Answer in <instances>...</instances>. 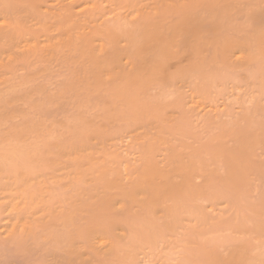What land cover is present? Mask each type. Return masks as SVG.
<instances>
[{"label":"bare ground","instance_id":"bare-ground-1","mask_svg":"<svg viewBox=\"0 0 264 264\" xmlns=\"http://www.w3.org/2000/svg\"><path fill=\"white\" fill-rule=\"evenodd\" d=\"M102 1H104V0H28V2L25 1L26 5L28 4L27 5L28 10L31 8L28 12L26 11L27 12L26 15H29V12H30V14L33 15L32 17H34V15H37L40 18V16H41L40 14H49V16L48 15H42V18H43V16H47V17H49V19L51 17H53V18L56 17L54 19L58 25L62 21V23H60L61 24L60 27L59 26L56 27L57 31L59 30L60 32L58 31L59 33L56 36L54 34L55 38H53L54 41H52V42L47 41V37H49V36L47 34L45 35V33L42 31L43 28L45 27V26L43 27L42 24L43 25L45 24L46 26H48L49 24L46 21L40 22V23L38 22L39 24L42 23L41 26L39 25L40 27L39 26L33 27V29L37 28V27L39 29H37L35 32L33 30V32H32V28L29 27L30 29L28 30V25H26L28 23H26V22H28V20H30L31 18L29 19V17L27 16L28 20L25 22V21H23L25 19L24 16H22V18L20 17L21 19L24 18L23 20H21L19 18L20 15L18 13H20V11L18 13H17V11L14 13L15 7H13V5L17 4V3L14 4L15 1H14V3H12L13 1L9 0L7 2L8 4L5 3L8 6L7 7H6V5L4 6V11H6L7 14L9 11L8 16H10L11 14H14L15 17L18 18V20H17L14 17V15H13V17H12V15L10 16V18L12 17L13 21L12 20L11 21L13 22L14 25H15L16 21H18L17 25L12 26V22L10 24V19H8L9 22L5 20V22H8V25L6 26V23L4 24V27H6V28L3 27V23H4L3 21L4 20L2 21V24H1L2 26L0 27V33H2V32L4 33V35H2L3 33L0 35V38H1L0 42L4 43L6 45L5 46L6 48L8 47L10 49L11 46L14 48L15 45L18 46L19 43H21L19 45L21 50H19V51L15 50L16 48H19V47L15 46L14 50L16 52H14L13 48L11 47L12 50H10V51L13 52L12 53L13 56H10V57L8 56V58H7V56L5 57L3 55L4 56L3 57L1 55L4 59H2L3 62H1L2 57L0 58V64H1V67H3L2 71L4 70V72H2L0 70V76L2 75L1 73H3V75H4L6 70L11 69V67L8 68V66H12L13 63H14V66H12L13 69H11V70H13L15 72L16 71V67H15L16 63L18 65L19 60H20L19 65L21 66L22 61L25 62V60H23L25 57H26V59L29 58L28 60H30V61H31L30 58H33V63H34V61H36V60H34L35 58L39 59V61L38 62L36 61L35 64H38L41 61L45 62L46 64H49L48 62H50V64H52L51 62L54 63V61L59 62V63L61 62L60 64L61 65L64 64L63 66H65V68H68V71L70 69L69 73L72 72L71 76H72V74L73 75L78 74L79 72L77 73V69L79 67H81V69L83 68L82 71H86V75H85V78H83L84 84H82V87H79L80 89L77 88L79 90L76 89V93L78 92L77 93V97H78V100H77L78 105L77 106L79 108L77 110L82 111V109H83L84 111L88 112L87 109L89 110V107L92 106L94 108V109H91V110H95V111H92L93 115H92L90 110H89V113L91 114V117L94 116V114L96 113L94 118H96L97 121L94 118L91 119V121L94 122V120H95V122L99 123L100 126H99V129H97L98 127H96L95 128L96 130H94V129L92 130V128H91L92 131L96 132L98 130H101V133H102L105 129H107V127H109V129H110V126L112 127L115 125V128L117 127V130H116L117 136H115L114 141H116L117 146L119 145V148H118V151L116 152V156H114V160H115V162L118 163V165L113 164L114 165L113 166L110 164L108 167H106L107 166V164H106L104 166L105 167L104 169L102 167L100 168V170H99L100 173L95 178H93L94 176L91 177V179L92 178L93 179L90 181L91 182L90 184H96L95 185L96 186V192L90 194L91 192L89 191L90 196L85 195L86 191L84 190V186H83V184L86 186L85 181H86L87 177L84 178V175H82L83 170L81 171L80 159H81L82 155H81V157L76 156V158H74V156L76 154L74 156H72L74 161L76 162V164L73 167L74 169L71 170V168H72L71 165H70L71 168L70 169L68 168L67 164H69V162L66 161L67 160L66 158L69 157V155H72V153L74 154L75 152H73V151H74V149L76 151V148H77V147L75 148V146H72L71 145L72 143L67 144V141H66V143L61 141L62 143L61 142L57 143V144L54 143L55 144L54 145L51 140H48L50 144H47L46 142H44L45 140H43V142L46 144V145H44V143H43V145L45 146V149H44V146L41 145L42 139H38L39 141L41 140V143H39V141H38V143L33 144V147H35L34 145L39 146L41 148V149L39 148L40 151L37 148V146L35 148L31 147V149L30 148L28 149L26 146L25 147L19 146L21 144L20 143L18 144L17 141H16V144H14V145L11 143L13 147L11 146L10 148H9L10 145L7 143V141H6V144L1 143V145H0V149H1L0 151L1 152L4 150L3 146H6V145H7V147H5L6 148L5 151L11 150L10 152L7 151L10 154L9 155L10 157L8 156L10 159L9 158L6 159V156H7L6 154L2 155V157L0 156L2 158V159L0 158L1 159L0 163L4 162L2 164L6 163L5 165L9 166V164L7 162H10L11 167L9 166V170L12 169V171H10V173H14L13 172L14 167L12 168V166L14 165V162L17 164L20 163L21 161H24L25 163L26 162L30 163L31 162L30 160H32L30 165L33 163V165H32L33 169L31 168V171H30V168L27 166L31 173H34L33 170L36 171L37 169L38 170L45 169L46 171L47 170L49 171V169L51 168V169H54L56 171L69 169V171H67L68 175L69 174L71 175V173L74 174L72 177L73 179L71 178L72 179L71 182L73 183V185H71L72 183L70 182V179H68L69 182L65 181L66 176H65V172H63L64 173L63 177H65L64 185L66 186L69 183L68 187L70 186L71 189L73 190V192H75V193H73V195L71 194L72 197L69 194L70 198H68L67 194L69 193V191L71 189L69 188L70 190L68 189L67 190L68 192L67 191L64 192L63 190L65 189V187H64V189L61 188L62 189L61 191L64 192L63 193L64 195H65V193H67L66 197L68 199L67 198L64 199L65 201L59 200L62 203L60 204V202L58 201L59 202L58 206H56V207H53L54 205L50 206L51 207L49 209L50 211H48L49 214L47 213L48 217H49V221L47 223H49L50 231H49V233L47 231L49 237H47V236H45V237L49 238L51 245H53V243H54L55 245H53V246H56L54 248L51 246L50 249L53 248L54 252L56 250L55 253H57L59 251L58 256L62 257V255L64 254L63 255L64 258L65 257L67 258V261L65 259H63V261L65 260L66 262H68V263L65 262V264H82V261H83L82 256L84 255L83 253H85V255H88L87 257L89 258V254L92 256V254L94 255L95 252L97 255L101 252L112 253V256L114 258L118 257V262H120V264H135L134 263V257H136L135 251L138 250V248L140 249L143 245H146L147 248L150 246L158 245L159 237H161L160 239L163 241V239H162L163 236L168 232L171 235L172 234L174 235V232L176 230V225H177L178 221L181 220V218H179V217H181L180 213H182V212H187V214L189 212L190 216L194 217L193 220L191 219L192 221H196L195 222L196 224L194 226V230H192L195 232L194 234L198 235V238H202V240H207L206 236L208 234L205 235L207 233V231L205 232L204 229L206 230L207 227H210L209 229H211V227H215V225L218 226V223H219V221L221 223L222 218L219 219V221L216 220L215 223L206 224L202 215L200 217L201 208L203 205L202 203H205V201L211 202L212 200L213 201L215 200V198L217 197V194H219L218 191H217V194H215L216 188L217 189L218 188L223 189L222 191H224V190L229 189L232 186H236V185L239 186L240 185V187H238V186L235 187V191L237 188V193L245 194L244 192H246L249 188H247V190L244 191L243 190V188H244L243 184H245V183L247 184V185L245 184L246 186L244 189H246V187H248V185L250 186V184H251L248 181L251 177V176L248 177V173H249L248 171L249 170L252 171V169H253L251 164L254 163L253 165H257V163L255 164L254 160L257 157L256 154H257L258 148H260L264 145V122L259 123L260 124L259 126H253L252 125L253 122L249 123L246 120V117H245L246 115L244 116V114H243V117L245 118V120L249 124L245 121L248 125H247V127L242 125L243 129H242L241 133H243V134L240 135L239 131H237V126H238L237 120H234L235 119L234 117H233L234 119L231 118L232 116L231 117L229 116L230 119L227 118L228 117L227 114L229 111L226 114H225L226 111L225 112L222 111V113L224 112V116H222L223 114L220 112L221 113L220 116L222 118L217 116V117H214L211 119V116L213 114L208 115L209 111L210 112L213 111V110L211 111V109H210L213 107V105L210 104L212 107L209 105V103H213V102H209V101H212L211 93H213L212 91H215V84H216L217 89H218V87L220 88L222 86H223V88H225L226 80L224 79L225 77L223 76L220 78V79L223 78V81L222 80L218 81V79H214L218 83L214 82V85H211V84H209V80L211 77L208 78V75H207L208 69H210L209 67L211 65L213 66V64H215L218 67L219 66L218 64L221 62L222 67H219V68H221V69L226 68L227 65L225 67L223 65L227 64L232 56H235V59L237 61H239L242 64H245L246 66L251 65L252 62H255L257 60L260 61V58H261V60H262V58L264 59V54H262V52H261L264 50V47H261V49L262 48L263 49L260 51V46L264 41V32H262V30L259 29L261 25H256L259 23L258 21H260L261 18H262L261 20H264V8L261 12L259 10H254L251 12L249 11L250 14L248 13L249 16H247V17H249V18L247 19V21L251 19L250 21L253 24V26L251 25V27L253 28V27L257 26L255 29H257L258 31L259 30L261 31L260 34L258 33L259 36L257 35V37H253L254 35L252 36V34H251L252 39L254 38V40H255V42L253 41V43H252V40H250L251 36H249L250 38L248 39V37H244L246 35H244V36L239 35L240 36L239 38L238 37L235 38L236 35H234V36L232 35V33L235 34V32L233 30L234 27L231 26V22L229 20L230 19L229 16L231 17L230 11L233 10L232 9V3L233 2L231 0H223V1L222 0H189V3L187 2L188 4H185L186 6L185 5L178 6V4L180 5L179 1L178 0H172L170 2H167V4L165 5V8H167V6H169L168 8H170L171 10H175V11L169 12L171 10L166 9V12L168 10V12H167L168 14H166V15H164L165 13L161 14V12L155 11V8H153V11H152V10H149L148 7L143 8L141 6L140 7L136 6L138 3L137 4H133V3L131 4L130 3V2H134V1H130V0H110V1H108L107 0L108 2L112 1V3L113 2L116 3V6L114 8H112V11H116V14H120V15H118L119 17H116V18L114 17L116 19V21L113 20L112 23L111 22L109 23V21H111V20H108V19H107L108 23L105 21H104L105 22L104 23L102 19H101L102 21L99 22V19L103 18V16L99 18V16H101L100 9L103 7V6L100 7V4L102 3ZM176 1H177V3H176ZM246 1H248V0H246ZM2 2H4V0ZM19 2H24V0L23 1L20 0ZM237 3H241V1L236 2V4ZM158 4H157V6H159ZM17 5H16V7H17ZM21 5H22V7L24 6L23 4H21ZM247 5H248V3H247ZM9 6H10V8H9ZM28 6H30V7H28ZM11 7H13L12 8L13 12H11L12 11ZM161 7L163 9V6H161ZM237 7L239 8L240 11H242V10L246 9L247 6L245 7V5H244L245 8H243V7H241V5L237 4ZM251 7H253V6H251ZM24 8L26 9V7H24ZM241 8H243V9H241ZM10 9H11V11H10ZM234 9H235V6H234ZM79 11H83L82 12L83 14H81V15H84L82 17L86 18V19H82L79 16L80 15V13H78ZM164 11H165V9H164ZM102 12H104V11H102ZM153 12H154V14H153ZM231 12H234V11H231ZM0 13L3 14L2 11ZM37 13H39V15ZM234 13L236 15L238 14L236 12H234ZM4 14H5V12H4ZM51 14H52V16H51ZM245 14H247V12ZM3 16H5V15H3ZM8 16H6V18H8ZM38 17H35V18H38ZM14 18L16 19L15 22H14ZM42 18H41V20H42ZM58 18H60L61 20ZM78 18H80V19H78ZM114 18H112V19H114ZM235 18H236V16H235ZM238 18H239V16H238ZM0 19L2 20V18H0ZM56 19H57V21H56ZM81 20L82 21L84 20L83 21L84 25L88 26L87 28L83 24H81V23H83V22H81ZM253 20H254V22H253ZM256 20L258 23L256 22ZM33 21H34V19H33ZM37 21H38V19H37ZM37 21L35 20L36 23H37ZM79 21H80V23H78ZM88 21L92 22L91 25H90V22H88ZM236 21H237V19H236ZM19 22L21 23V25L24 24L25 27L27 26V28L25 29L26 31L24 30V26H20ZM29 22L32 23V26H35V24H36L35 22H32V21H29ZM233 22H234V20H233ZM262 22H264V21H262ZM244 23H243V25H244ZM254 23H256V24H254ZM53 24H54V22H53ZM53 24H51L52 27L49 25L50 27L45 28L44 31H46L47 33L50 32L49 30H51L55 26V25L53 26ZM246 25H244V26H246ZM258 26H259V28H258ZM3 28L6 30L1 31ZM81 28L83 30H80ZM242 28H244V27L243 26L241 27V30L243 31ZM22 29L24 30L25 33L27 32L28 35L33 33L32 35L34 36V40L37 42V38H38V40H39L38 43L40 42L38 44L39 46L42 42L41 41L42 38L38 37L36 32L39 33V36H40V33H41L40 31H42V35L44 33L45 37L47 36L46 38L43 37V42H45L44 40H46L47 45H46V43L42 42L45 46H43V44H42L41 47H38L36 42H34V44L27 42V41H29V38H27V40L25 42L22 41L24 39L19 40V37H18L19 35L23 36V38H24V35H22V34H24V32H22L23 31ZM47 29H49V30H47ZM255 29L253 31H255ZM9 30H10V32H8L6 34L5 31H9ZM232 30H233V32H232ZM52 32H50L51 35H53ZM255 33L257 34V31ZM1 36H4L7 38L8 45L6 43V38H5V42H2V41H4L3 40L4 37L2 38ZM25 37H27V36H25ZM15 38H18L17 42H16V40L14 41ZM32 40H33V38H32ZM50 40H51V38H50ZM0 45L3 46V44H0ZM21 45H23V46H21ZM59 45L65 46L66 48L68 46L69 49H67V50L65 49L67 52L62 53L63 49H62V47H59ZM1 49H3V48L2 47L0 48V52H1L0 54H2L4 51V50L1 51ZM58 49H60V51L62 49V51L58 52ZM6 51H7V49H6ZM10 51H8V52H10ZM258 51H260V53ZM263 53H264V51H263ZM6 54L9 55L10 53L9 54L6 53ZM60 56H61V58H59ZM30 61H26L27 64L26 63L25 64L27 65L26 69H27V67H29L28 65H30L29 68L31 70V64L32 65H34V64L31 63L32 61L31 62ZM231 61H232V58H231ZM233 61H235V60L233 59ZM41 63H39V69H37V72L35 71L38 74H39L41 69L44 70L45 67L51 68L53 66V65L49 66L50 64L47 66L45 64L46 66H42L43 68H41V65L44 64V63L43 64H41ZM23 65L24 64H22V69L25 67V66L23 67ZM262 65H264V62ZM63 66H61L62 69H63ZM14 67H15V69H14ZM36 67H38V65ZM228 67H230V66H228ZM259 68H260V66H259ZM20 69H21V67H20ZM46 69H45V71H50V70H48V69L46 70ZM53 69H55V68H53ZM53 69H51V70H53ZM11 70L7 71L8 72L7 74H9V77L10 76L13 77V75L14 76L16 75V73H14V72L11 73ZM30 70H27V72ZM65 70H67V69H65ZM237 70H238V68H237ZM227 71H229V70H227ZM227 71L222 72V73L223 74L227 73ZM230 71H232V69ZM41 72H43L42 75L44 73H46L44 71H41ZM54 72H56V70H54ZM232 72H234V71H232ZM10 73H11V75H10ZM29 74H32V73H28V75ZM54 74H56V73H54ZM61 74H63V73H61ZM81 74H82V72H81ZM232 74H234V73H232ZM261 74L264 75V68L262 69ZM45 75L48 76L47 73ZM217 75H218V73H217ZM4 76H6V74ZM17 76H15V77H17ZM40 76H41V73H40ZM220 76H221V74H220ZM226 76H228V75L226 74ZM66 77H67V74H66ZM218 77H219V75H218ZM228 77L230 78V76H228ZM26 78H25V80H26ZM34 78H36V77H34ZM75 78H74L75 81L80 80V78L78 76H76ZM2 79L6 80V79H8V77H5V79L3 77ZM10 79L11 78H9V80ZM187 79L190 80V82H188V83H191V85L188 84L190 86L189 89H191V92L189 91L191 94H189L188 90L187 91L185 90L186 92H184V90L182 92V90H181V89H183V87H184V89L186 87H188V85L185 82H183L184 80H187ZM226 79H227V77H226ZM19 82H20V80H19ZM27 82H29V81H27ZM71 82L73 83L72 80H71ZM8 83H10V81ZM8 83L6 84V86L8 85ZM24 83H26V82H24ZM42 83H44V81H42ZM69 84H71V83H69ZM192 84H194L195 86H193ZM263 84H262V86L264 87ZM11 86L12 85H10V87ZM38 86H36V87H38ZM53 86H54V83H53ZM192 86H193V88H192ZM16 87L18 88L20 86H16ZM25 87H28V86H25ZM69 87H70V85H69ZM75 87H74V89H75ZM226 87L228 88V86H226ZM0 88H6V87H0ZM32 88H33V86H32ZM61 88H64V87H61ZM212 88H214V89H212ZM6 89H8V88H6ZM155 89H158V92L155 93ZM220 89H222V88H220ZM256 89H257V87L255 88V90ZM153 90H154V93L152 92ZM8 91H10V90H8ZM13 91L14 90H12V92ZM0 92H2V91H0ZM21 92L23 93V91H21ZM24 92L27 93L26 91H24ZM61 92H62V90H61ZM63 92H62V96L64 94ZM216 92L219 93V92H221V90H216ZM18 93H20V91ZM70 93H71V90L69 91L68 94H70ZM237 93H239V92H237ZM6 94H5V96L7 97ZM34 94H32V95L34 96ZM222 94L224 95V93H222ZM222 94L220 96L223 97ZM8 95H9V93H8ZM21 95H22V97H24L23 94H21ZM54 95H56V94H54ZM5 96H3V97L5 98ZM11 96L12 95H10V97ZM75 96H76V94H75ZM188 96H190L193 103L196 102L198 104V106H200L202 104L207 105L208 102H209L208 105L210 106V108H209L210 110L208 109L209 111H208L207 115H205L206 116L205 120L207 119V116H210V117L206 120V123H205V120L203 122L204 125H206V126H204L205 130L201 129L205 132V134H204V132H202L203 134L199 132L201 135L198 134L199 136H196V134H197L196 133L195 136L197 139H195L193 137L192 140H188V139H191L192 136L189 135V137H188L187 135H185V132H183V128L181 130V127H179L178 125H176L177 127H174L173 125H175V124H173V125L170 124V122L172 121L173 118L169 122L166 121L167 119L166 120L164 119V117L167 116L166 113H168L170 115V113H169L170 111L169 112L167 111L169 108V105L175 106L178 110H181V112L186 113V109H185V111H183L184 110L183 106L185 104L183 102L184 101L183 98H186ZM67 97H69V96H67ZM170 97L173 99L172 100L173 103H171V101L168 102L169 101L168 98H170ZM233 97H235V96H233ZM239 97H241V96H239ZM60 98H62V97H60ZM246 98H247V96H246ZM0 99H2V97ZM32 99H33V97H32ZM54 99H56V98H54ZM27 101L29 102V100H27ZM220 101H222V100H220ZM41 102H42V99H41ZM53 102H55V101H53ZM256 102L257 101H255V104H256ZM247 103L248 102H246V104ZM38 104H40V103H38ZM41 104H43V103H41ZM64 104H66V103H64ZM20 105H22V104H20ZM49 105H47V106L51 107V105H52V109H55V108H53L52 103L50 106ZM59 105L62 106L61 104H59ZM206 105H205L206 108L209 107L208 105L207 106ZM251 105H253V104H251ZM13 106L19 107V105L16 106L15 104L12 105V107ZM36 106H37V104H36ZM43 106H45V105L41 106L43 108L42 109L38 105L37 107H39V109L35 108L36 109L35 112L37 113V109L39 110L38 112H42L40 114H44L45 112H48L49 108L46 107V110H47L46 111L45 107H43ZM75 106H73L74 109H75ZM243 106H245V105L243 104ZM255 106L257 107V105H255ZM12 107H11V109H12ZM259 107H261V106H259ZM200 108H201V106H200ZM24 110H25V108H24ZM193 110H195V109H193ZM81 111H80V113H83ZM148 111H150L151 113H149ZM218 111H220V109ZM25 112H26V110H25ZM35 112L33 113V115L31 114V116H36ZM86 112H84V113H86ZM146 112H148L149 115L153 113L150 116L151 117L150 119H148L149 117L147 118L148 114ZM144 113L147 114L145 116V118H144ZM200 113H202V112H200ZM49 114H50V112H49ZM57 114L58 113H56V115ZM262 114H264V113H262ZM230 115H232V113ZM65 116L67 117V113L65 114ZM193 116H194V114H193ZM193 116L191 114V117H193ZM238 116H240V114ZM247 116L249 118V115H247ZM196 117H198V115ZM46 118H47V116H46ZM219 118H220V120L222 119L221 121L225 120V121H229V122L226 123L227 124L226 127L223 125L224 131H220L219 133L215 132L216 134L213 135V134H211L212 132L210 131V127L212 126V123H214V124L217 123L218 125H219V123L221 124L222 122L219 120ZM226 118L228 120H226ZM25 119H27V117ZM60 119H62V118H60ZM145 119H148L150 121H154V122L158 123L159 126L156 125L157 126L156 132L153 130L154 132H150V133L148 132L145 134L144 137L141 136L143 141L140 143L137 141L139 143V145H137V146H139V147L137 150L129 152L130 154L133 155V157H130L132 155L129 154L130 155L129 158L133 159V160H131V159L129 160L126 157L128 155H125L126 152H124L127 150V147L123 149V146L121 147V142L123 143V141H125L124 138H126L128 140L130 137L131 138L133 137L134 134H132L131 131L128 130V128H130V126H134V125H137V126L141 125L142 126L144 124L143 122L145 121ZM168 119H169V117H168ZM14 120L16 121V119H14ZM29 120H30V118H29ZM36 120H39V119H36ZM192 120H194V119H192ZM262 120H264V119H262ZM17 121H19V120L17 119ZM34 121H35V119H34ZM34 121H32V122L35 123L36 121L35 122ZM47 121H49V120H47ZM250 121H252V120H250ZM259 121L260 120H258V122ZM3 122H6V121H3ZM37 122H36V124H37ZM39 122H40V120H39ZM70 122H72V121H70ZM79 122L82 124L83 120L82 121L80 120ZM175 122H173V123H175ZM258 122H257V124H258ZM14 123H19V122H14ZM80 123H79V125H80ZM87 123H91V122L89 121ZM196 123H198V122H196ZM85 124H86V122L84 123V126H85ZM193 124H191L192 127L197 126V125H195V124L193 125ZM30 125H33V124L30 123ZM82 125H80V126H82ZM80 126H78V127H80ZM84 126H83V128L82 127L81 128L85 129L86 126H85V128H84ZM90 126L92 127V125H89V127ZM2 127H3V125H2ZM10 127H12V124ZM42 127H43V125H42ZM53 127H54V124H53ZM65 127L67 128V125ZM74 127H76V125ZM4 128H2V132H3ZM14 128H16V127H14ZM155 128L156 127H154V129ZM184 128H186V127H184ZM19 129H21V128H19ZM68 129H69V127H68ZM214 129H215V127H214ZM243 130H245V132H243ZM50 131H51V129H50ZM50 131H49V133H50ZM58 131H60V130H58ZM190 131H191V129H190ZM11 132H13V131H11ZM110 132H112V131H110ZM110 132H109V134H110ZM134 132H136V131H134ZM9 133H7V134H9ZM7 134H6V136H7ZM36 134H35V136H36ZM38 134H40V133H38ZM86 134H89V133H86ZM96 134H98V133L96 132ZM176 135H179V136L177 137ZM86 136L87 135L84 134L85 140L88 139V137H86ZM165 136H169L170 138L173 136H176L178 138V140L176 139L177 141L174 138H172V139H174L176 141V143L178 142V145L172 149L171 148L168 149L169 148V147H167L168 144L165 145L164 140H163V137L165 138ZM38 137H36V138H38ZM12 138L15 139L14 137H12ZM33 138H35V137H33ZM94 138H96V137L94 136ZM166 138H168V137H166ZM16 139H17V137H16ZM98 139H97V143L100 141V139H99V141H98ZM134 139L135 138L133 137L131 142L127 141V142L131 143L130 145H128V146H131V148H134L133 146L136 143V139L139 140L138 137L135 139V141H134ZM30 140H32V138H30ZM111 140H113V138ZM27 141L28 140H26L25 142H27ZM132 141H134L135 143ZM23 142H24V140H23ZM33 142H37V141L34 140ZM172 142H174V141H172ZM172 142H169V143H172ZM2 144H3V146H2ZM51 144H53L54 146ZM236 144H238V145L235 146ZM17 145H18V147H17ZM50 145L53 148L49 147ZM174 145H175V143H173V146ZM31 146H32V144H31ZM120 147H121V149H120ZM17 148L19 150L21 149L20 150L21 152ZM47 148H49L48 153L46 150ZM25 149H26V151H25ZM36 149L39 151L38 153L35 151ZM52 149H54V151ZM77 149H79V148H77ZM134 149H136V148H134ZM260 149H262V148H260ZM23 150H24V153H23ZM29 150L30 151L32 150V152L29 153L28 152ZM42 150L45 151L47 154L45 152H43ZM12 151H15V152L18 151V153H15V152L11 153ZM106 151H108V150H106ZM27 152H28V154H27ZM49 152H50V155H49ZM31 153H33V154H31ZM35 153L37 155L39 154V156H40V153L46 154V155L42 154V156H40L42 159H44V156L49 157L48 158L49 163L46 165V168H44L45 166H43L44 164H43L42 159H41L42 162L40 161V157H38V159H39L38 162H40V163H37L36 158L34 157ZM91 153H92V151H91ZM99 153H100V151H99ZM12 154H14V156ZM16 154L19 155V158H18V156H16L17 158L15 157ZM21 154H23V156L26 154L27 155L30 154L32 159L29 158V161H27L28 159H23V158L30 157V155L23 157ZM20 156H21V159H20ZM72 157H71V159H72ZM101 157H102V155H101ZM13 159L16 161H14ZM6 160H8V161H6ZM19 160H21V161L18 162ZM34 160L36 161V166L34 165L35 164L33 162ZM12 161H14V162H12ZM45 161L47 163V160H45ZM70 161H73V160H70ZM11 162L13 163V165L11 164ZM22 163H20V165ZM28 163L26 165H29ZM71 163H73V162H71ZM23 164L21 167L23 168V166H25L24 168H26V165H23ZM37 164H39L40 166ZM20 165H19V167H20ZM258 165H259V163H258ZM250 166L252 169H249ZM3 167H5V166H2L1 169H3ZM21 167L19 170L22 169ZM34 167H36L35 168L36 170L34 169ZM253 167L255 168V170H256V168L258 169L257 166L256 167L253 166ZM3 170H5L4 173L2 172L3 174H6V175L10 174L8 171V168L6 170V167H5V169H3ZM22 170L25 171V169H22ZM14 171H15V169H14ZM51 171H53V170H51ZM51 171H50V173H51ZM17 172L18 171L16 168L15 174ZM30 172H28L29 177H27V180H30V184L28 182L29 185H35V183L40 184L41 182H45V184H46V182L49 183L47 176H45V177L40 176L41 175L40 171H38V173L40 172L39 173L40 175L37 173H34V174H32V177L30 176L31 175ZM52 173H54V172H52ZM93 173H94V171H93ZM36 174H37V176L33 177V175H36ZM250 174H251V172H250ZM17 175L21 176V173L20 174L17 173ZM17 175H16L15 179L17 181L18 180L20 181L21 177L18 178ZM52 175H54V174H52ZM52 175H51L50 180H52ZM59 175H62V174L59 173ZM22 176H23V174H22ZM56 176L58 177V174ZM56 176H55V178H56ZM11 177L13 178V177H15V175L13 176V174H12ZM69 178H70V176H69ZM22 179H24V178H22ZM84 179H85V181H84ZM24 180H26V179H24ZM53 180H52V183H55L56 181H58V179L55 182H53ZM251 180H253V178ZM64 181H62V183ZM247 181L249 183H247ZM66 182H68V183H66ZM253 182H254V180H253ZM52 183L51 184L49 183L48 186L46 184L45 186L48 187V189H50L49 187L50 186L52 187ZM60 183H61V181L58 182L59 188L61 187ZM256 183H258V182H256ZM56 184L57 183H55L53 185L57 186ZM218 185H220V187ZM35 186H33V188H35ZM55 186L53 188H55ZM72 186L74 187V189ZM242 186H243V188H242ZM26 187H30V186H26ZM241 188H242V191H244L243 193L241 191ZM48 189H46V190H48ZM93 189H94V187L92 188V190ZM231 189L232 190H230V191L233 192L234 188H231ZM72 190H71V192H72ZM88 190H90V189L88 188ZM238 190L241 192H239ZM55 191H58V190H55ZM32 192H33V190L31 191V193ZM47 193L51 194V191L49 190V192L47 191ZM61 194H62V192H61ZM20 195H22V194L20 193ZM54 195L55 194H53L52 196H54ZM220 196H223V195L220 193ZM220 196H218V197H220ZM12 197H14V196H12ZM26 197H27V195H26ZM55 200H58V199H55ZM219 200H221V199H219ZM13 201H12V203H13ZM50 201L51 200H49V202ZM237 201H239V200H237ZM34 202H36V201H34ZM246 202H247V200H246ZM259 203L261 204V202H259ZM118 204L120 206V207L117 206L119 208V210L129 209L128 211H126V214H123L122 216H116L115 215L114 207ZM13 205H14V203H13ZM257 206H259V205H257ZM254 207H255V205H254ZM24 208L26 209L25 206H24ZM27 208H28V206H27ZM35 208H36V206H35ZM118 208H116V209L118 210ZM258 208H256V209L259 210ZM23 209L21 211H23ZM17 211H19V210H17ZM159 211L163 212V218L166 219L167 217L171 216V214H172L175 217H178V221L176 219H174V221H173V219L171 221L164 220V223H162L161 226L156 225V217L158 215L162 216L161 215L162 213ZM133 212H135V214H133V215H135L134 216L135 218H133V219H135V221L130 223V228H129L130 229V231H129L130 243L127 242L124 245H122V243L118 239V237H119L118 232L119 231L117 232V230L121 229V228L117 227V226L118 225L121 226L122 224H124V220H126V219L128 220V218L130 216H133V215H131V213H133ZM262 213H263L262 211H259V214L258 213L256 214L257 217L252 215L253 217L251 219L249 218V220H251L252 222L254 221L252 223L253 225L255 223V220H253V219H256V218L258 219V220L256 219L258 224L255 223V225H256L255 228H253L255 225L252 228L248 227L249 228L248 233L251 234V231H252L253 232L252 234H254L256 236L257 241H258V238L264 237V231H263L264 227L262 228V226H260V224L263 225L260 222H263L264 219L259 221L261 218L259 219V217H258L259 215H260V217L261 216L263 217ZM2 215H4V213ZM43 216H45V213ZM228 216H226V217H228ZM24 217H26V215ZM159 217H157V218L161 219ZM41 219L42 218H40V221H41ZM28 220L29 219H27V221L23 220V223L20 222V220L17 222L18 223L20 222L19 226L23 228V230L21 232L24 231V232H26V234L28 233L29 236H31V237L33 236L32 238H34V236L36 235L35 234L36 228L35 229L32 228L34 226ZM247 220H248V218H247ZM249 220H248V222H249ZM8 221H9V219H8ZM243 221L245 222L246 220H243ZM243 221H242V223L240 222V224L242 225V227L247 229L245 227V224L247 223V221L245 222L244 226H243ZM13 223L9 226H12ZM36 224H38V222ZM240 224L238 223L239 226H240ZM249 224H251V223H249ZM249 224L247 223L246 225H249ZM16 225H17V223H16ZM16 225H13L12 228L7 226L8 227L7 230L10 231L9 229H14L13 227H17ZM27 225H29V226H27ZM212 225H214V226H212ZM2 226L4 227L5 225H2ZM38 226H40V225L38 224ZM231 227H232V225H231ZM28 228H30V229H28ZM238 229H240V227ZM14 230H16V229H14ZM228 230H230V229H228ZM202 231H203V233H202ZM238 231L241 232L242 230L240 229ZM219 232H221V231L219 230ZM31 233H32V235H31ZM40 233H41V231H40ZM44 233H46V232H44ZM169 233H168V235H169ZM242 233L243 232H241L240 234H242ZM175 234H177V233H175ZM200 234H203L205 236H203V235L200 236ZM236 234H237V232H236ZM140 235H143L145 237V238L143 237L144 241L140 238ZM178 235H180V234H178ZM226 235H228V234H226ZM220 236H221V233H220L219 237ZM229 236H231V235H229ZM40 238H42L41 235H40ZM24 239H27V238L24 237L23 240ZM208 239H210V238H208ZM262 239H260L259 242H257V243H255L253 241L252 242L248 241V243L242 242V243L236 244L234 247H230V248H228V246H227L228 249L226 248V246L224 247L225 240H224V242L221 240L223 242V244L221 243L222 245H220V247H224L223 249H225L226 251L228 250L226 252V254L224 253L223 256H221V255L219 256V254L217 252H215L216 251L214 249L215 246L207 248V245H205V243L203 245V241L199 240V241H201L200 244L202 245V248H200L201 250L199 252L197 249L201 245L197 246V244H196V247H198V248L195 249L196 250L195 253L193 252L194 255L192 258L194 261H192L191 260L192 258H191L189 260V263L193 262L192 264H264V239L263 240ZM164 240H165V237H164ZM261 240H262V242H261ZM182 242H184V241L182 240ZM210 243L211 242L209 240L208 247H209ZM87 245L89 248L85 250V247ZM180 245H181V243H180ZM210 246H212V245L210 244ZM98 247L105 248L106 250L102 251ZM150 248H152V247H150ZM83 249L85 250V252L83 251ZM143 249H142V251H143ZM153 249H154V247H153ZM47 250H48V248H47ZM61 250L64 253L61 252L62 253L61 254L60 253ZM169 252H171V251L169 250ZM195 255H196V257H195ZM164 256H165V254H164ZM87 257H85V258L83 257V258L86 260ZM184 258H187V256L185 257V255H184ZM162 259H163V257H162ZM91 260H92V258L90 257V260L88 259V261L90 262ZM140 261H139V263H140ZM47 262H49V261H47ZM109 262H108V264H109ZM141 262H143V261H141ZM92 263H94V261ZM158 264H159V262H158ZM163 264H168V263H163Z\"/></svg>","mask_w":264,"mask_h":264},{"label":"rangeland","instance_id":"rangeland-1","mask_svg":"<svg viewBox=\"0 0 264 264\" xmlns=\"http://www.w3.org/2000/svg\"><path fill=\"white\" fill-rule=\"evenodd\" d=\"M3 0H0V12L2 11V13L3 14H1L0 13V18H2V20L0 21V27L2 26L1 24H2V21L4 22L3 23V27H4V24L6 23V26L8 25V19H10V24H11V22L13 21L12 20V17H13V15L14 14H11L12 15V17L10 18V16H8V14H9V11H8V14L6 13V11H4V6L6 5L5 3H7L9 0H4V2H2ZM6 1V2H5ZM10 1H13L12 3H14V1H15V3L14 4H16L17 5V7H16V5H13V7H15L14 8V13L17 11V13L20 11V13H18L20 16H19V18L21 17L22 18V16H24L25 17V19L23 20V19H21V20H23V21H27L28 20V17H29V19L30 20H28V22H26V23H28V24H26V25H28V30L30 29V28H32V32H33V30H34V32L37 30V29H39L38 27L37 28H34L33 29V27H36V26H41V24H39L40 22H44V21H46L50 26H51V24H53V22H54V24H53V28L51 29V30H49V29H47V30H49L50 32H52L53 33V35H51V33L50 32H46V31H44V29L45 28H48V27H50L46 22V24L48 25V26H46L45 24L43 25L42 24V26L44 27H42L43 28V32L45 33V35L47 34L50 38H51V40H50V38L49 37H47V41L49 42H52V41H54L53 40V38H55L54 37V34H55V36L60 32L59 30V32L57 31V26H59L60 27V23H62V21L60 22L59 20V25L57 24V22H55V19L54 18H56V17H51L50 19H49V17H47V16H43V18H42V15H48L49 16V14H40L41 16H40V18L37 16V15H34V17H32L33 15H31L30 14V12H29V15H26L27 14V12L31 9H29L28 10V8H27V5H26V2H28V0H24V2H19L20 0H10ZM17 1V2H16ZM21 1H23V0H21ZM108 1H110V0H108ZM107 0L105 1H102V3L100 4V7H102L101 9H100V13H101V16H99V18L100 17H102L103 16V18H100L99 19V22H101L102 20H103V22L105 21V22H107L108 23V21H107V19L108 20H111V21H109V23L111 22H113V20L114 21H116V17H119L118 15H120V14H116V11H112V8H114L115 6H116V3L115 2H113L112 3V1L111 2H108ZM130 1H134V2H130L131 4L133 3V4H137L136 6H138V7H143V8H147L148 7V9L149 10H152L153 11V8H155V11H159V12H161V14H163V13H165L164 15H166V14H168L167 12H168V10H167V12H166V9H169V10H171L170 8H168L169 6H167V8H165V5L167 4V2H170V1H172V0H130ZM136 1V2H135ZM158 1V2H157ZM179 1V3H180V5L178 4V6H181V5H185V4H188L189 3V0H178ZM223 1V0H222ZM233 3H232V9L233 10H231V11H234V12H236V13H238L237 15L234 13V12H231L230 11V14H231V17L229 16V20H230V22H231V26H233L234 27V32H235V34L234 33H232V35L234 36V35H236L235 36V38H239L240 36L239 35H242V36H244V35H246V36H244V37H248V39L250 38L249 36H251V34H252V36L253 37H257V35H258V33L260 34V30L258 31L257 29H255L256 27H251V25L253 26V24H252V22L250 21V20H248L247 21V19L249 18V17H247V16H249L248 15V13H249V11L251 12V11H254V10H259L260 12L263 10V8H264V0L262 1V0H248V1H246V0H235L236 2H240L241 1V3H237V4H239V5H241V7H243V8H245L246 6V9H244V10H242V11H240L239 10V6L237 7V4H236V2L234 1V0H231ZM230 1V2H231ZM260 3H259V2ZM188 2V3H187ZM243 2V3H242ZM248 3V5H247V3ZM254 2V3H253ZM258 2V3H257ZM11 3V2H10ZM159 3V4H158ZM176 3H177V1H176ZM252 3V4H251ZM8 4V3H7ZM21 4H23L24 6L22 7V5ZM114 4V5H113ZM153 4V5H152ZM157 4L160 6H163V9H162V7L160 6H157ZM163 4V5H162ZM258 4V5H257ZM105 5V6H104ZM235 6V9H234V6ZM244 5H245V7H244ZM8 5H6V7H7ZM20 6V7H19ZM186 6V5H185ZM249 6V7H248ZM251 6H253V7H251ZM262 6V7H261ZM13 7H11V9L13 8ZM24 7H26V9L24 8ZM28 7H30V6H28ZM160 9H159V8ZM9 8H10V6H9ZM151 8V9H150ZM159 10H158V9ZM243 8H241V9H243ZM249 8V9H248ZM3 9V10H2ZM6 9V8H5ZM11 9H10V11H11ZM75 9V8H74ZM105 9V10H104ZM162 9V10H161ZM164 9H165V11H164ZM77 10V9H76ZM127 10V9H126ZM236 10V11H235ZM27 11V12H26ZM75 11V10H74ZM102 11H104V12H102ZM154 11V12H155ZM172 11H175V10H171V11H169V12H172ZM240 11V12H239ZM4 12H5V14H4ZM11 12H13V9H12V11ZM10 12V13H11ZM33 12V11H32ZM83 11H79L78 13H80V17L82 18V19H86V18H83L82 16H84V15H81V14H83L82 13ZM128 12V11H127ZM154 12H153V14H154ZM243 12V13H242ZM247 12V14H245ZM103 13V14H102ZM7 14V15H6ZM34 14V13H33ZM38 15H39V13H37ZM114 14V15H113ZM152 14V15H153ZM160 14V13H159ZM242 14V15H241ZM250 14V13H249ZM3 15H5V16H3ZM26 15V16H25ZM244 15V16H243ZM2 16V17H1ZM6 16H8V18H6ZM17 16V15H16ZM28 16V17H27ZM51 16H52V14H51ZM56 16V15H55ZM112 16V17H111ZM235 16H236V18H235ZM238 16H239V18H238ZM241 16V17H240ZM14 17H15V15H14ZM18 17V16H17ZM35 17H38V18H35ZM115 17V18H114ZM121 17V16H120ZM233 17V18H232ZM4 18V19H3ZM16 18V17H15ZM14 18V22H15V20L17 19L18 20V18H16L15 19ZM41 18H42V20H41ZM45 18V19H44ZM112 18H114V19H112ZM130 18V17H129ZM242 18V19H241ZM251 18V17H250ZM33 19H34V21H33ZM37 19H38V21H37ZM58 19H60V18H58ZM78 19H80V18H78ZM102 19V20H101ZM236 19H237V21H236ZM239 19V20H238ZM262 19V18H261ZM260 19V21H258L257 22V20H256V22L258 23V24H256V23H254V24H256V25H261L260 26V28H259V26H258V28L259 29H261L262 30V32H264V22H262V21H264V20H261ZM5 20L6 21H8V22H5ZM12 20V21H11ZM35 20L37 21V23L35 22ZM41 20V21H40ZM52 20V21H51ZM61 20V19H60ZM233 20H234V22H233ZM243 20V21H242ZM245 20V21H244ZM29 21H32V22H35L36 24H35V26H32V23L31 22H29ZM56 21H57V19H56ZM84 21V20H83ZM82 20H81V22H83ZM39 22V23H38ZM50 22V23H49ZM52 22V23H51ZM87 22V21H86ZM88 22H90V21H88ZM104 22V23H105ZM245 22V23H244ZM247 22V23H246ZM253 22H254V20H253ZM17 23H18V21H16V23H15V25H17ZM20 23V22H19ZM24 23V22H23ZM77 23V22H76ZM78 23H80V21L78 22ZM91 23L92 22H90V25H91ZM243 23H244V25H246V26H244L243 25ZM30 24V25H29ZM34 24V23H33ZM57 24V25H56ZM71 24V23H70ZM75 24V23H74ZM73 24V25H74ZM81 24H83L84 25V22L83 23H81ZM86 24V23H85ZM14 24H13V22H12V26H15ZM19 25V24H18ZM76 25V24H75ZM74 25V26H75ZM235 25V26H234ZM20 26H24V24L23 25H21V23H20ZM39 26V27H40ZM86 28L88 27V26H86V25H84ZM237 26V27H236ZM240 26V27H239ZM244 27V28H242L243 29V31L241 30V27ZM30 27V28H29ZM52 27V26H51ZM62 27V26H61ZM64 27V26H63ZM77 27V26H76ZM84 27V28H85ZM4 28H6V27H4ZM2 29L1 31H4V30H6V29ZM27 28V26L25 27L24 26V30ZM41 28V29H42ZM56 28V29H55ZM74 28V27H73ZM78 28V27H77ZM59 29V28H58ZM64 29V28H63ZM79 29V28H78ZM248 29V30H247ZM252 29V30H251ZM255 29V31H253ZM23 30V29H22ZM24 30L22 31V32H24ZM27 30V31H28ZM80 30H83L82 28L80 29ZM233 30H232V32H233ZM26 31V30H25ZM42 31H40L41 33H40V36H39V33H37L36 32V34H37V36L38 37H40V38H42V42H43V37L44 38H46L45 37V35H44V33H43V35H42ZM57 31V32H56ZM252 31V32H251ZM257 31V34L255 33ZM6 32V34L8 33V32H10V30L9 31H5ZM29 32V31H28ZM243 32V33H242ZM3 33V32H2ZM2 33H0V35L2 34ZM30 33V32H29ZM33 34V33H32ZM32 34H30V35H28L27 34V32L25 33L24 32V34H22V35H24V38H23V36H21V35H19L18 37H19V40H22V39H24V40H22L23 42H25L26 40H27V38H29V41H27V42H30V43H33L34 44V42H36L35 40H34V36L32 35ZM50 34V35H49ZM238 34V35H237ZM256 34V35H255ZM2 35H4V33L2 34ZM32 35V36H31ZM22 38H21V37ZM25 36H27V37H25ZM36 36V37H37ZM42 36V37H41ZM52 36V37H51ZM252 36H251V38H250V40H252V43H253V41L255 42V40H254V38L252 39ZM259 36V35H258ZM2 38L4 37V36H1ZM33 38V40H32V38ZM35 37V38H36ZM5 38L6 37H4L3 38V40L4 41H2V42H5ZM16 40V42H17V40H18V38H15L14 39V41ZM249 40V41H250ZM0 41H1V38H0ZM38 38H37V42H36V44L38 45L39 43H38ZM45 42H43V43H46L47 41L46 40H44ZM41 42V44H40V46L38 45V47H41V45L43 44ZM6 43H7V38H6ZM29 43V44H30ZM251 43V42H250ZM251 43V44H252ZM0 44H3V46H1L3 49H1V51H3V53L2 54H0V58L4 55L5 57L7 56V58H8V56L10 57V56H13V52H11L10 50H12V48L10 47V49L7 47H5L6 45L4 44V43H1L0 42ZM21 43H19V45H20ZM32 44V45H33ZM35 44V45H36ZM49 44V43H48ZM7 45H8V43H7ZM19 45L18 46H16V47H19ZM46 45H47V43H46ZM263 45V46H262ZM10 46V45H9ZM15 46H14V48H13V50L15 49ZM21 46H23V45H21ZM43 46H45L44 44H43ZM0 47V48H1ZM59 47H62V49H63V51H62V49H61V51H62V53L63 52H67L66 50L67 49H69L68 48V46H67V48L65 47V46H61V45H59ZM58 47V48H59ZM261 47H264V41H263V43L261 44V46H260V51L263 49H261ZM6 49H7V51H6ZM66 49V50H65ZM16 51L18 50H21V48L19 47V48H16L15 49ZM14 50V52H16ZM65 50V51H64ZM6 51V52H5ZM8 51H10V52H8ZM60 51V49H58V52ZM60 51V52H61ZM260 51H258L259 53H260ZM264 51V50H263ZM263 51H261L262 52V54H264L263 53ZM1 53V52H0ZM6 53H10L9 55H7ZM16 54V53H15ZM14 54V55H15ZM2 55V56H1ZM3 56V57H4ZM263 56V55H262ZM1 58V62H3V60L2 59H4V58ZM39 58V57H38ZM59 58H61V56L59 57ZM231 58H232V61H233V59L235 60V61H231ZM230 58V60H229V62L227 63V64H225V65H223L224 67L226 66V68H219V67H222V64H221V62L218 64L219 66L217 67L215 64H213V66L211 65L209 68L210 69H208V72H207V75H208V78H210V80H209V84H211V85H214V82L216 83L217 81H215L214 79H218V81L219 80H222L223 81V78L222 79H220L221 77H225L224 79L226 80V84H225V88H223V86L222 87H220V88H222V89H220L219 87H218V89H217V87H216V84H215V91H212L213 93H211V99H212V101H209V102H213V103H209V105L211 104V105H213V109L212 108H210V106L208 105V103H207V105L209 106V107H205V105L206 104H202V105H200L201 106V108H200V106H198V104L196 103V102H194L193 103V101H192V99H191V97L190 96H188V97H186V98H183V102L186 104H184V106H183V108H184V110L183 111H185V109H186V113L185 112H181V110H178L175 106H171V105H169V108H168V112L170 113V115L168 114V113H166V115L167 116H165L164 117V119L167 121V122H169V121H171V119L173 118H175L174 120L172 119V121L173 122H175V123H173L172 121L170 122V124H175V125H173L174 127H177L176 125H178L179 127H181V130H182V128H183V132H185V135H187L188 137H189V135L190 136H192V138L191 139H188V140H192L193 139V137L195 138V139H197L196 138V136H199L198 134H200V133H202V132H204L203 130H205V127L204 126H206V125H204V120H205V118H206V116L205 115H207V113H208V111L211 109V111L212 112H210L209 111V114L208 115H212L211 116V119L212 118H214V117H221L220 115H221V113H222V111H226L225 112V114L228 112V114H227V118L228 119H230V117L231 118H233L234 120H237V131H239V133H240V135L241 134H243V133H241L242 132V129H243V127H242V125L243 126H246L247 127V125L250 123V122H253L252 123V125L253 126H259L260 124L259 123H263L264 122V120H262V119H264V114H262V113H264V87L262 86V84L264 83V75H262L261 73H262V69L264 68V65H262L263 64V62H264V59L262 58V60H261V58H260V61H255V62H252L251 63V65H245V64H242V63H240L239 61H237L236 59H235V56H232ZM29 59V58H28ZM28 59H26V57L23 59V60H25V62L24 61H22V64H24L23 65V69H22V64H21V66L19 65L20 64V60H19V64L17 65V63H16V71L14 72L13 70H11V69H13V67L12 66H14V63L12 64V66H8V68H10L11 67V69H8L9 71L11 70V73H16V75L15 76H17V77H15L14 75H13V77H9V74H7L8 72V70H6L5 71V73H4V75L6 74V76H4L3 75V73H1L2 75L0 76V87H6V88H8V89H6V88H0V91H2V92H0V98L2 97V99H0V145H1V143H5L6 144V141H7V143L10 145L9 146V148L12 146V144L14 145V144H16V141H17V143L19 144H21V145H19V146H26L28 149L30 148L31 149V147H33V144H35V143H38V139H42V143H41V140L39 141V143H41V145H43V143L44 142H46L47 144H50L49 143V141L48 140H51L52 142H53V144L55 143V144H57V143H60L61 141L62 142H64V143H66V141H67V144L69 143V144H71L72 146H75V148L77 147V148H79V149H77L76 148V151H75V149H74V151L73 152H75L74 154L72 153V155H69V157H65L67 160L66 161H68L69 162V164H67L68 165V168L70 169L71 167H70V165L72 166V168H71V170L72 169H74L73 167H74V165L76 164V162L74 161V159H73V157L72 156H74L75 154V156H74V158H76V156H80L81 157V155H82V157H81V159H80V165H81V171L83 172V174L82 175H84V178H86V181H85V179H84V181H85V184H86V186L83 184V186H84V190L86 191V196H88L89 195V191L91 192L90 194H92V193H95L96 192V184H90L91 182V180L93 179V178H95L99 173H100V168L102 167L103 169L105 168L104 166L107 164V166L106 167H108L110 164L111 165H118V163L117 162H115V160H114V156H116V152L118 151V148H119V145L117 146V144H116V141H114V138H115V136H117V127L115 128V125L114 126H110V129H109V127H107V129H105L102 133H101V130H98V131H96L98 134H96V132L95 131H92L93 129L94 130H96L95 128L96 127H98L97 129H99V126H100V124L99 123H97V122H95V120H94V122L93 121H91V119H93L94 117H95V115H96V113L94 114V116H92L91 117V114L89 113V110L91 111V113H92V115H93V112L92 111H95V110H91V109H94L92 106L91 107H89V110L87 109V111L88 112H86V111H84L83 109H82V111L81 110H77V109H79L78 108V102H77V100H78V97H77V93H76V89L77 88H79V87H82V84H84L83 82H84V79L83 78H85V75H86V71H82V69H81V67H79L78 69H77V73L78 74H76V75H73L72 74V76H71V73L72 72H70L69 73V71H70V69H69V71H68V68H65V66H63V65H61L59 62H56V61H54V63L53 62H51L52 64H50V62H48L49 64H46L45 62H39V63H41V64H43V65H41V68H43L42 66H51V65H53L50 69L48 68V67H45V69L47 68L48 70H50V71H45V69L43 70V69H41L40 70V72H39V74L38 73H36L37 72V69H39V63L38 64H35V62L37 61H39V59H34V60H36V61H34V63H33V58H30L31 59V61L30 60H28ZM58 60V59H57ZM26 61H30L31 63H33L34 65H32L31 64V70H30V65H28L29 67H27V69H26V64H27V62ZM53 61V60H52ZM61 61V60H60ZM231 61V62H230ZM56 62V63H55ZM262 62V63H261ZM26 63V64H25ZM233 63V64H232ZM6 64V63H5ZM30 64V63H29ZM46 64V65H45ZM236 64V65H235ZM240 64V65H239ZM254 64V65H253ZM38 65V67H36ZM57 65V66H56ZM63 66V69H62V67L61 66ZM221 65V66H220ZM260 66V68H259V66ZM4 66V65H3ZM6 66V65H5ZM19 66V67H18ZM34 66V67H33ZM216 66V67H215ZM228 66H230V67H228ZM244 66V67H243ZM7 67V66H6ZM15 67H14V69H15ZM20 67H21V69H20ZM34 69H33V68ZM57 67V68H56ZM243 67V68H242ZM254 69H253V68ZM53 68H55V69H53ZM215 68V69H214ZM237 68H238V70H237ZM247 68V69H246ZM2 69H3V67H1V64H0V70L2 71ZM46 69V70H47ZM51 69H53V70H51ZM65 69H67V70H65ZM213 69V70H212ZM232 69V71H234V72H232V71H230ZM246 69V70H245ZM250 69V70H249ZM23 70V71H22ZM27 70H30V71H28L27 72ZM54 70H56V72H54ZM210 70V71H209ZM215 70V71H214ZM221 70V71H220ZM227 70H229V71H227ZM36 71V72H35ZM41 71H44V72H46L47 74H48V76L47 75H45L46 73H44L43 75H42V73L43 72H41ZM213 71V72H212ZM227 71V73H222V72H226ZM236 71V72H235ZM2 72H4V70L2 71ZM20 72V73H19ZM53 72V73H52ZM81 72H82V74H81ZM248 72V73H247ZM11 73H10V75H11ZM28 73H32V74H29L28 75ZM40 73H41V76H40ZM54 73H56V74H54ZM61 73H63V74H61ZM209 73V74H208ZM217 73H218V75H219V77H218V75H217ZM231 75H230V74ZM232 73H234V74H232ZM256 75H255V74ZM259 73V74H258ZM23 74V75H22ZM27 74V75H26ZM37 76H36V75ZM50 74V75H49ZM65 74V75H64ZM66 74H67V77H66ZM220 74H221V76H220ZM226 74L228 75V76H230V78L228 77V76H226ZM254 74V75H253ZM33 75V76H32ZM64 75V76H63ZM83 75V76H82ZM217 75V76H216ZM24 76V77H23ZM30 78H29V77ZM40 76V77H39ZM76 76H78L79 78H80V80L78 81H75V77ZM213 76V77H212ZM240 76V77H239ZM4 77V79H5V77H8V79H6V80H3L2 78ZM28 79H27V78ZM33 77V78H32ZM34 77H36V78H34ZM66 77V78H65ZM218 77V78H217ZM226 77H227V79H226ZM259 77V78H258ZM262 77V78H261ZM9 78H11L10 80H9ZM13 78V79H12ZM17 78V79H16ZM22 78V79H21ZM25 78H26V80H25ZM32 78V79H31ZM59 78V79H58ZM75 78V79H74ZM78 78V79H79ZM229 78V79H228ZM20 80V82H19V80ZM41 79V80H40ZM47 79V80H46ZM55 81H54V80ZM83 79V80H82ZM33 80V81H32ZM36 80V81H35ZM40 80V81H39ZM46 80V81H45ZM71 80L73 81V83L71 82ZM228 80V81H227ZM230 80V81H229ZM10 81V83H8ZM17 81V82H16ZM27 81H29V82H27ZM42 81H44V83H42ZM65 81V82H64ZM234 81V82H233ZM8 83V85L6 86V84ZM19 82V83H18ZM24 82H26V83H24ZM33 82V83H32ZM183 82H185L187 85L189 84V85H191V83H188V82H190V80L189 79H187V80H184ZM248 82V83H247ZM6 83V84H5ZM22 83V84H21ZM24 83V84H23ZM30 83V84H29ZM50 83V84H49ZM53 83H54V86H53ZM65 83V84H64ZM69 83H71V84H69ZM79 83V84H78ZM218 83V82H217ZM12 85L11 87L13 88H11L10 87V85ZM18 84V85H17ZM22 86H21V85ZM26 84V85H25ZM37 84V85H36ZM61 84V85H60ZM75 84V85H74ZM81 84V85H80ZM15 85V86H14ZM28 86V87H25V86ZM40 87H39V86ZM42 85V86H41ZM51 85V86H50ZM69 85H70V87H69ZM188 85V87H186L185 89H184V87H183V89H181L182 90V92H183V90H184V92H186L187 90H188V92L190 91L191 92V89H189L190 88V86ZM193 86H195L194 84H192ZM260 85V86H259ZM264 85V84H263ZM16 86H20V87H16ZM32 86H33V88H32ZM36 86H38V87H36ZM72 86V87H71ZM76 86V87H75ZM193 86H192V88H193ZM226 86H228V88L226 87ZM235 86V87H234ZM22 87V88H21ZM47 87V88H46ZM51 87V88H50ZM53 87V88H52ZM56 87V88H55ZM61 87H64V88H61ZM74 87H75V89H74ZM257 87V89L255 90V88ZM10 88V89H9ZM27 88V89H26ZM31 88V89H30ZM38 90H37V89ZM41 88V89H40ZM67 88V89H66ZM71 88V89H70ZM259 88V89H258ZM17 89V90H16ZM26 89V90H25ZM31 91H30V90ZM33 89V90H32ZM60 89V90H59ZM64 89V90H63ZM71 90V93L73 94H68L69 93V91ZM80 89V88H79ZM79 89H77V90H79ZM212 89H214V88H212ZM229 89V90H228ZM238 91H237V90ZM262 89V90H261ZM6 90V91H5ZM8 90H10V91H8ZM12 90H14L13 92H12ZM29 90V91H28ZM61 90H62V92L64 93L63 94V96H62V92H61ZM186 90V91H185ZM216 90H221V92H216ZM5 91V92H4ZM20 91V93H18ZM21 91H23V93L21 92ZM24 91H26L27 93H25ZM51 91V92H50ZM68 93H67V92ZM180 91V90H179ZM234 91V92H233ZM30 92V93H29ZM53 92V93H52ZM58 92V93H57ZM153 93H154V90L152 91ZM156 92H158V89H155V93ZM181 92V91H180ZM189 92V94H191ZM237 92H239V93H237ZM7 93V94H6ZM8 93H9V95H8ZM35 93V94H34ZM61 93V94H60ZM67 93V94H66ZM222 93H224V95H223V97L222 96H220ZM236 93V94H235ZM244 93V94H243ZM5 94L7 95V97L5 96ZM14 94V95H13ZM18 94V95H17ZM21 94H23V96L24 97H22V95ZM32 94H34V96L32 95ZM51 94V95H50ZM54 94H56V95H54ZM75 94H76V96H75ZM188 94V93H187ZM188 94V95H189ZM219 94V95H218ZM234 94V95H233ZM261 94V95H260ZM10 95H12L11 97H10ZM3 96H5V98L3 97ZM21 98H20V97ZM67 96H69V97H67ZM72 96V97H71ZM233 96H235V97H233ZM239 96H241V97H239ZM246 96H247V98H246ZM250 96V97H249ZM32 97H33V99H32ZM35 97V98H34ZM60 97H62V98H60ZM74 97V98H73ZM190 97V98H189ZM218 97V98H217ZM221 97V98H220ZM226 97V98H225ZM229 97V98H228ZM255 97V98H254ZM11 100H10V99ZM54 98H56V99H54ZM73 98V99H72ZM239 98V99H238ZM245 98V99H244ZM251 98V99H250ZM40 99V100H39ZM41 99H42V102H41ZM48 99V100H47ZM171 99V100H170ZM250 99V100H249ZM258 99V100H257ZM5 100V101H4ZM7 100V101H6ZM21 100V101H20ZM25 100V101H24ZM27 100H29V102L27 101ZM31 100V101H30ZM59 100V101H58ZM62 100V101H61ZM68 100V101H67ZM168 102H170L171 101V103H173L172 102V98L170 97V98H168ZM191 100V101H190ZM220 100H222V101H220ZM224 100V101H223ZM228 100V101H227ZM17 101V102H16ZM36 101V102H35ZM39 101V102H38ZM53 101H55V102H53ZM57 101V102H56ZM226 101V102H225ZM250 101V102H249ZM255 101H257L256 102V104H255ZM11 102V103H10ZM71 102V103H70ZM189 102V103H188ZM228 102V103H227ZM242 102V103H241ZM246 102H248L247 104H246ZM252 102V103H251ZM30 103V104H29ZM38 103H40V104H38ZM41 103H43V104H41ZM48 103V104H47ZM51 103L53 104V108H55V109H52V105H51ZM56 103V104H55ZM64 103H66V104H64ZM69 103V104H68ZM93 103V102H92ZM170 103V104H171ZM215 103V104H214ZM223 103V104H222ZM240 103V104H239ZM250 103V104H249ZM260 103V104H259ZM5 106H4V105ZM16 105V106H18L19 105V107H15V106H13L12 107V105ZM20 104H22V105H20ZM24 104V105H23ZM29 104V105H28ZM32 104V105H31ZM36 104H37V106L39 105L40 107L42 106V105H45V106H43V107H45V110H46V107L47 108H49V110H48V112H45L44 114H40V113H42V112H38L39 110V107H37L36 106ZM51 105V107H48L47 105ZM59 104H61L62 106H58ZM94 104V103H93ZM218 104V105H217ZM243 104L246 106H243ZM251 104H253V105H251ZM26 105V106H25ZM49 105V106H50ZM68 105V106H67ZM75 106V109L73 108V106ZM194 105V106H193ZM206 105V106H207ZM255 105H257V107L255 106ZM261 106V107H259V106ZM33 106V107H32ZM72 106V107H71ZM193 106V107H192ZM215 106V107H214ZM223 106V107H222ZM11 107H12V109H11ZM23 109H22V108ZM31 107V108H30ZM174 107V108H173ZM191 107V108H190ZM199 107V108H198ZM219 107V108H218ZM231 107V108H230ZM18 108V109H17ZM24 108H25V110H26V112H25V110H24ZM35 108H38L37 109V113L35 112L36 111V109ZM42 108V107H41ZM40 108V109H41ZM57 108V109H56ZM61 108V109H60ZM65 108V109H64ZM68 108V109H67ZM206 108V109H205ZM210 108V109H209ZM215 108V109H214ZM225 108V109H224ZM230 108V109H229ZM251 108V109H250ZM29 109V110H28ZM35 109V110H34ZM43 109V108H42ZM41 109V110H42ZM52 109V110H51ZM189 109V110H188ZM193 109H195V110H193ZM200 109V110H199ZM209 109V110H208ZM220 109V111H218ZM44 110V111H45ZM66 110V111H65ZM75 110V111H74ZM86 110V109H85ZM174 110V111H173ZM188 110V111H187ZM194 112H192V111ZM215 110V111H214ZM217 110V111H216ZM11 111V112H10ZM28 111V112H27ZM43 111V110H42ZM47 111V110H46ZM57 111V112H56ZM80 111L81 112H83V113H80ZM166 111V112H167ZM177 111V112H176ZM190 111V112H189ZM206 111V112H205ZM247 111V112H246ZM261 111V112H260ZM25 112V113H24ZM35 112V114H36V116H31V114L33 115V113ZM49 112H50V114H49ZM62 112V113H61ZM77 112V113H76ZM84 112H86V113H84ZM149 113H151L150 111H148ZM148 112H146V113H144V118H145V116L147 115V118L148 119H150L151 117V115L153 114H150L149 115V113ZM196 112V113H195ZM200 112H202V113H200ZM217 112V113H216ZM221 112V113H220ZM224 112L222 113L223 115L222 116H224ZM240 112V113H239ZM16 113V114H15ZM39 113V114H38ZM56 113H58L57 115H56ZM67 113V117L65 116V114ZM192 114V116H193V114H194V116L193 117H191V114ZM211 113V114H210ZM232 113V115H230ZM242 113V114H241ZM34 114V115H35ZM55 114V115H54ZM70 114V115H69ZM89 114V115H88ZM218 114V115H217ZM240 114V116H238ZM243 114H244V116L246 117V120L249 122H247L246 120H245V118L243 117ZM17 115V116H16ZM25 117H24V116ZM42 117H40V116ZM62 117H61V116ZM169 115V116H168ZM198 115V117H196ZM215 115V116H214ZM235 115V116H234ZM247 115H249V118H248V116ZM14 116V117H13ZM20 116V117H19ZM23 116V117H22ZM29 116V117H28ZM46 116H47V118H46ZM64 116V117H63ZM71 116V117H70ZM77 116V117H76ZM90 118H89V117ZM201 116V117H200ZM226 116V115H225ZM230 116V117H229ZM251 116V117H250ZM17 117V118H16ZM19 117V118H18ZM27 117V119H25ZM32 117V118H31ZM35 117V118H34ZM45 117V118H44ZM54 117V118H53ZM69 117V118H68ZM81 117V118H80ZM168 117H169V119H168ZM186 117V118H185ZM210 116H207V119L209 118ZM238 117V118H237ZM12 118V119H11ZM29 118H30V120H29ZM60 118H62V119H60ZM68 118V119H67ZM74 118V119H73ZM89 118V119H88ZM199 118V119H198ZM222 118V117H221ZM224 118V117H223ZM226 118V120H228ZM256 118V119H255ZM14 119H16V121L14 120ZM17 119L19 120V121H17ZM22 119V120H21ZM24 119V120H23ZM32 119V120H31ZM34 119H35V121L37 122V124H36V122L34 121ZM36 119H39L40 120V122H39V120H36ZM53 119V120H52ZM58 119V120H57ZM94 119H96V118H94ZM148 119H145V121L142 123L143 125L141 126H137V125H134V126H130V128H128V130L129 131H131V133L132 134H134L133 135V137L136 139L137 137L139 138V140L138 139H136V143L134 142L135 141V139H134V141H132V142H134L135 144H134V148H136V149H134V148H131V146H128V145H130L131 143V140L133 139V137L130 139L129 137V139L127 140L126 138H124V140L125 141H123V143L121 142V147L123 146V149L124 148H126L127 147V150L126 151H124V152H126L125 153V155H128V156H126L127 157V159H131V160H133L132 158H129V156L130 155H132V154H130L129 152L130 151H135V150H137L138 149V147L139 146H137V145H139V143L140 142H142L143 140H142V137L141 136H145V134L146 133H150V132H156V130H157V126H159L158 125V123H156V122H154V121H150V120H148ZM192 119H194V120H192ZM206 119V120H207ZM244 119V120H243ZM260 120L259 122H258V120ZM21 120V121H20ZM26 120V121H25ZM46 120V121H45ZM47 120H49V121H47ZM52 120V121H51ZM76 122H75V121ZM81 120H83V122L85 123L86 122V124H85V126H86V128H85V126H84V123L82 122V124L79 122V121ZM88 120V121H87ZM185 120V121H184ZM197 120V121H196ZM206 120H205V123H206ZM219 120H220V118H219ZM222 120V119H221ZM220 120V121H221ZM232 120V119H231ZM242 120V121H241ZM250 120H252V121H250ZM3 121H6V122H3ZM24 121V122H23ZM32 121H34L35 123H33ZM43 121V122H42ZM70 121H72V122H70ZM91 122V123H87V122ZM96 121H97V119H96ZM149 121V122H148ZM184 121V122H183ZM202 121V122H201ZM219 121V122H220ZM225 121V120H224ZM221 121L222 123L220 124L219 123V125L217 124V123H212V126L210 127V131L212 132H210L211 134H216V133H219L220 131H224V127H223V125L226 127L227 126V122H229V121ZM248 123H246V122ZM256 121V122H255ZM14 122H19V123H13ZM29 122V123H28ZM60 122V123H59ZM74 122V123H73ZM80 123V125H82V126H80L79 125V123ZM146 122V123H145ZM196 122H198V123H196ZM231 122V121H230ZM240 122V123H239ZM257 122H258V124H257ZM2 123V124H1ZM4 123V124H3ZM8 123V124H7ZM12 124V127H10L11 126V124ZM30 123L31 124H33V125H30ZM39 123V124H38ZM67 123V124H66ZM73 123V124H72ZM76 123V124H75ZM97 123V124H96ZM177 123V124H176ZM195 124V125H197L196 127L195 126H193L192 127V125L191 124ZM224 123V124H223ZM255 123V124H254ZM18 124V125H17ZM53 124H54V127H53ZM92 125V127L90 126L89 127V125ZM99 124V125H98ZM193 124V125H194ZM200 124V125H199ZM203 124V125H202ZM214 124V125H213ZM241 124V125H240ZM2 125H3V127H2ZM16 125V126H15ZM30 125V126H29ZM42 125H43V127H42ZM48 125V126H47ZM51 125V126H50ZM67 125V128L65 127ZM76 125V127H74ZM80 126V127H78V126ZM96 125V126H95ZM157 125V126H156ZM191 125V126H190ZM202 125V126H201ZM83 126H84V128L86 129H82L83 128ZM188 126V127H187ZM199 126V127H198ZM201 126V127H200ZM229 126V125H228ZM242 128H241V127ZM5 127V128H4ZM9 127V128H8ZM14 127H16V128H14ZM29 127V128H28ZM31 127V128H30ZM34 127V128H33ZM49 127V128H48ZM65 129H64V128ZM68 127H69V129H68ZM71 127V128H70ZM82 127V128H81ZM137 127V128H136ZM154 127H156L155 129H154ZM184 127H186V128H184ZM198 127V128H197ZM214 127H215V129H214ZM219 127V128H218ZM2 128H4L3 129V132H2ZM12 128V129H11ZM19 128H21V129H19ZM62 128V129H61ZM77 128V129H76ZM79 128V129H78ZM81 128V129H80ZM90 130H89V129ZM91 128H92V130H91ZM115 128V129H114ZM136 128V129H135ZM139 128V129H138ZM147 128V129H146ZM152 128V129H151ZM188 128V129H187ZM191 129V131H190V129ZM213 128V129H212ZM41 129V130H40ZM50 129H51V131H50ZM193 129V130H192ZM201 129H203V130H201ZM246 129V128H245ZM21 130V131H20ZM37 130V131H36ZM44 130V131H43ZM58 130H60V131H58ZM62 130V131H61ZM71 130V131H70ZM85 130V131H84ZM144 130V131H143ZM146 130V131H145ZM154 130V131H153ZM195 130V131H194ZM214 132H213V131ZM11 131H13V132H11ZM29 131V132H28ZM36 131V132H35ZM49 131H50V133H49ZM58 131V132H57ZM108 131V132H107ZM110 131H112V132H110ZM134 131H136V132H134ZM10 132V133H9ZM24 132V133H23ZM53 132V133H52ZM64 132V133H63ZM93 132V133H92ZM109 132H110V134H109ZM134 132V133H133ZM140 132V133H139ZM194 134H193V133ZM200 132V133H199ZM216 132V133H215ZM243 132H245V130H243ZM7 133H9V134H7ZM17 133V134H16ZM19 133V134H18ZM37 133V134H36ZM38 133H40V134H38ZM45 133V134H44ZM63 133V134H62ZM70 133V134H69ZM79 133V134H78ZM86 133H89V134H86ZM100 133V134H99ZM112 133V134H111ZM197 133V134H196ZM6 134H7V136H6ZM16 134V135H15ZM21 134V135H20ZM30 134V135H29ZM35 134H36V136H35ZM49 134V135H48ZM69 134V135H68ZM84 134L85 135H87L86 137H88V139L87 140H85L84 138ZM116 134V135H115ZM136 134V135H135ZM141 134V135H140ZM195 134H196V136H195ZM203 134V133H202ZM204 134H205V132H204ZM13 135V136H12ZM40 135V136H39ZM44 135V136H43ZM79 135V136H78ZM82 135V136H81ZM100 135V136H99ZM201 135V134H200ZM4 136V137H3ZM39 136V137H38ZM51 138H50V137ZM58 136V137H57ZM60 136V137H59ZM63 136V137H62ZM94 136L96 137V138H94ZM98 136V137H97ZM177 137L179 136V135H176ZM176 136H173V137H169V136H165V138L163 137V140H164V143H165V145L166 144H168L167 145V147H169L168 149H172V148H174L175 146H177L178 145V142L176 143V141L178 140V138L176 137ZM12 137H14L15 139H13ZM16 137H17V139H16ZM29 137V138H28ZM33 137H35V138H33ZM36 137H38V138H36ZM57 137V138H56ZM69 137V138H68ZM73 137V138H72ZM166 137H168V138H166ZM30 138H32V140H30ZM49 138V139H48ZM76 138V139H75ZM81 138V139H80ZM100 139V141H99V139ZM113 138V140H111ZM172 138H174V139H172ZM20 139V140H19ZM37 139V140H36ZM97 139H98V143H97ZM109 139V140H108ZM199 139V138H198ZM12 140V141H11ZM19 140V141H18ZM23 140H24V142H23ZM26 140H28L27 142H25ZM37 141V142H33V141ZM43 140H45L44 142H43ZM74 140V141H73ZM116 140V139H115ZM174 141V142H172V141ZM10 141V142H9ZM48 141V142H47ZM58 141V142H57ZM103 143H102V142ZM114 141V142H113ZM127 141H130V142H127ZM139 143H138V142ZM61 142V143H62ZM125 142V143H124ZM168 142V143H167ZM169 142H172V143H169ZM12 143V144H11ZM26 145H25V144ZM102 143V144H101ZM128 143V144H127ZM173 143H175V145L173 146ZM3 144H2V146H3ZM31 144H32V146H31ZM53 144H51V145H53ZM54 144V145H55ZM39 145V144H38ZM44 145H46L45 143H44ZM43 145V146H44ZM49 146V147H51V148H53L52 146ZM53 145V146H54ZM115 145V146H114ZM126 145V146H125ZM238 144H236L235 146H237ZM35 147L37 146V145H34ZM5 147H7V145L6 146H3V148H4V150L1 152L0 151V156L2 157V155H7L6 156V159L7 158H9L10 156V154H9V152L11 151V150H7V151H9V152H7V151H5ZM13 147V146H12ZM16 147V146H15ZM17 147H18V145H17ZM35 147H33V148H35ZM48 147V146H47ZM121 147H120V149H121ZM37 148L39 149L40 147L39 146H37ZM260 148H262V149H260ZM260 148H258V151H257V157H256V159L254 160V162H255V164L257 163V165H253V164H251V166H252V168H251V166L249 167V169H252V171L251 170H249L248 172V177H252L253 178V180H254V182H253V180H251L252 178L250 177V179L248 180L251 184H250V186L248 185V187H246V189H244L245 188V186L247 185L246 183V185L245 184H243L244 185V188H243V186H242V188H243V190L244 191H246L247 190V188H249L246 192H244V191H242V188H241V191H242V193L244 192L245 194H241V193H237V188H236V191H235V187H237L238 185H236V186H232V187H230L229 189H227V190H224V191H222L223 189H217L216 188V190H215V194H217V191L219 192V194H217V197L215 198V200L213 201H205V203H202L203 205H202V208H201V214H200V217H201V215H202V217L204 218V221L206 222V224H212V223H215V221L216 220H218L219 221V219H221L222 218V220H221V223H220V221H219V223H218V226H216L215 225V227H211V229H209L210 227H207V229L205 230L204 229V231L206 232L207 231V233L205 234V235H207L206 237H207V240H202V238H198V235H196V234H194L195 232L194 231H192V230H194V226H195V222L196 221H192L193 219H194V217H192V216H190V213L188 212V214H187V212H182V213H180V215H181V217H179V218H181V220L180 221H178V217H175L174 215H172L171 214V216H169V217H167L166 219L165 218H163V212H161V211H159V212H161L160 214L162 215V216H160V215H158L157 217H159V218H161V219H158L157 217H156V225H158V226H161L162 225V223H164V220H167V221H171L172 219H173V221H174V219H176L177 221H178V223H177V225H176V230H175V232H174V235L172 234H170L169 232V235H168V233H166L164 236H163V241L160 239L161 237H159V242H158V245H155V246H150V247H152V248H150V247H146V245H143L140 249L138 248V250H136L135 252H136V254H135V256L136 257H134V263L135 264H158V262H159V264H163V263H168V264H192L193 262H190L189 263V260L193 257V255H194V253L196 252V248H198V247H196V244H197V246H200L201 244H200V242L201 241H199V240H202L203 241V245H204V243H205V245H207V248H210V247H213V246H215L214 247V249L216 250L215 252H217L218 254H219V256L221 255V256H223L224 255V253L226 254V252L228 251H226L225 249H223L225 246H226V248H227V246H228V248H230V247H234L236 244H240V243H248V241L249 242H255V243H257V242H259V240L260 239H264V237H262V238H258V241H257V239H256V236L254 235V234H252L253 232L251 231V234L250 233H248L249 232V228H252L254 225H255V223L256 224H258V222L256 221V219H253V220H255V223H254V225L252 224L253 222L251 221V220H249V218L251 219L253 216L252 215H254L255 217H257L256 216V214L258 213L259 214V211H262L263 213V217H264V145L262 146V147H260ZM16 149V148H15ZM14 149V150H15ZM18 149V148H17ZM24 149V148H23ZM41 149V148H40ZM40 149H39V151H40ZM44 149H45V146H44ZM49 148H47L46 150H47V153H48V150ZM55 149V148H54ZM54 149H52L53 151H54ZM81 149V150H80ZM119 149V150H120ZM134 149V150H133ZM1 150V149H0ZM19 150V149H18ZM21 150V149H20ZM19 150V151H20ZM33 150V149H32ZM32 150L30 151H28L29 153L30 152H32ZM106 150H108V151H106ZM25 151H26V149H25ZM37 153L39 152L37 149L35 150ZM43 151V150H42ZM41 151V152H42ZM91 151H92V153H91ZM99 151H100V153H99ZM13 152H15V151H12L11 153H13ZM21 152V151H20ZM19 152V153H20ZM28 152H27V154H28ZM43 152H45V151H43ZM79 152V153H78ZM15 153H18V151H16ZM23 153H24V150H23ZM46 153V152H45ZM46 153V154H47ZM262 153V154H261ZM24 155L23 156V154H21L23 157H26V156H29V155ZM31 154H33V153H31ZM42 154L43 153H40V156H42ZM46 154H43V155H46ZM102 155V157H101V155ZM105 154V155H104ZM115 154V155H114ZM130 154V155H129ZM259 154V155H258ZM13 156H14V154H12ZM35 156V158H36V161H37V163H40V162H38L39 161V159H38V157H40L39 156V154L37 155L36 153L34 154ZM49 155H50V152H49ZM88 155V156H87ZM98 155V156H97ZM9 156V157H8ZM16 156H18V158H19V155H15V157ZM37 156V157H36ZM72 157V159H71V157ZM104 156V157H103ZM0 157V158H1ZM46 157V158H45ZM98 157V158H97ZM130 157H133V155L132 156H130ZM13 158V157H12ZM17 158V157H16ZM29 158H31V155H30V157H27V158H23V159H28L27 161H29ZM48 158L49 157H47V156H44V159L45 160H47V163H46V161L44 160V159H42L41 157H40V161H41V159H42V161H43V166H45L44 168H46V165L49 163L48 162ZM2 159V158H1ZM1 159H0V162H1ZM10 159V158H9ZM20 159H21V156H20ZM22 159V160H23ZM32 159V158H31ZM34 159V158H33ZM38 159V160H37ZM5 160V159H4ZM14 160V159H13ZM70 160H73V161H70ZM79 160V159H78ZM101 160V161H100ZM107 160V161H106ZM259 160V161H258ZM6 161H8V160H6ZM14 161H16V160H14ZM14 161H12V162H14ZM21 160H19L18 162H20ZM26 161V160H25ZM31 162H32V160H30ZM36 161L34 160L33 162L35 163L34 165L36 166ZM41 161V162H42ZM86 161V162H85ZM11 162V164L13 165V163ZM24 164H23V163ZM30 162V163H31ZM67 162V163H68ZM71 162H73V163H71ZM115 162V163H114ZM261 162V163H260ZM2 163H4V162H2ZM2 163H0V264H65V262L67 261V258L65 257L64 258V254L62 255V257H60V256H58V252L57 253H55L56 252V250H55V252H54V250H53V248L54 247H56V246H53V245H55L54 243H53V245H51V243H50V240H49V238H47V237H49L48 236V233H49V231H50V227H49V223H47L48 221H49V217H48V211H50L49 209L51 208L50 206H53V207H56V206H58L59 204V200H61V201H65L64 199H66L67 197L68 198H70V196H69V194L71 195H73V193H75V192H73V190L71 189V187L69 186L68 187V185H69V180L68 179H70V182L72 181V177H73V175L74 174H72L71 173V175L69 174L68 175V172L67 171H69V169L68 170H54V169H51V170H53V171H51L48 167V169H49V171L47 170H45V169H41V170H38V171H40L39 173L41 174H39L38 173V171L35 169L36 167H34V169L36 170V171H34L33 170V172L34 173H37V174H39L40 176H42V177H45V176H47V178H48V181H49V183L51 184L52 183V180H53V182H55L57 179H58V181H56L55 183H57L56 185L57 186H55V185H53V184H55V183H52V187L50 186L49 188L50 189H48V187H46L45 185L47 184V186L49 185V183H47L46 182V184H45V182H41L40 184H36L35 183V185H29L30 184V180H27V177H29V174H28V172H30L31 171V168H32V165H33V163L30 165V163H28V162H24V161H21L20 163H22L23 165H26L27 163L30 165H26V168L28 169H26V168H24L25 166H23V168L21 167L22 166V164L20 165V163H18L19 165H20V167L22 168V169H25V171L24 170H19L20 169V167H19V165L17 164V163H15L14 162V165L12 166V168H13V172L14 173H10V171H12V169L11 170H9V166H10V162H7L8 164H9V166L7 167L5 164H2ZM258 163H259V165H258ZM42 164V163H41ZM100 164V165H99ZM37 165H39V164H37ZM96 165V166H95ZM113 165V166H114ZM2 166H5L6 167V170H7V168H8V171H9V173L11 174H8V175H6V174H3L4 173V171L5 170H3V169H5V167H3V169H1L2 168ZM30 168V171H29V168ZM40 166V165H39ZM38 166V167H39ZM253 166H257L258 167V169L256 168V170H255V168L253 167ZM11 167V166H10ZM16 168H17V173L18 174H20L21 173V176L19 175H17V173L15 174V172H16ZM14 169H15V171H14ZM33 169V168H32ZM40 169V168H39ZM45 170V171H44ZM87 170V171H86ZM7 171V172H8ZM22 171V172H21ZM24 171V172H23ZM28 171V172H27ZM44 171V172H43ZM50 171H51V173H50ZM93 171H94V173H93ZM3 172V173H2ZM6 172V173H7ZM26 172V173H25ZM52 172H54V173H52ZM63 172H65V176H66V180H65V177H63L64 175V173ZM250 172H251V174H250ZM34 173H31L30 172V176L32 177V174H34ZM43 173V174H42ZM59 173H61L62 175H59ZM85 173V174H84ZM2 174V175H1ZM12 174H13V176L15 175V177H11L12 176ZM22 174H23V176H22ZM37 174L36 175H33V177H35V176H37ZM45 174V175H44ZM52 174H58V177L56 176V178H55V176L54 175H52ZM250 174V175H249ZM16 175H17V177L18 178H20V181L18 182L15 178H16ZM26 177H25V176ZM50 177H49V176ZM51 175H52V180H50L51 179ZM86 175V176H85ZM263 175V176H262ZM2 176V177H1ZM69 176H70V178H69ZM94 176V177H93ZM91 177H93L92 179H91ZM258 177V178H257ZM17 178V179H18ZM22 178H24V179H26V180H24V179H22ZM46 178V179H47ZM72 178V179H71ZM45 179V180H46ZM60 179V180H59ZM2 180V181H1ZM68 181V182H66V183H68L66 186L68 187H66L65 185H64V183H65V181ZM88 180V181H87ZM61 181V183H60V188H59V184H58V182H60ZM62 181H64L63 183H62ZM247 181V183H249ZM4 182V183H3ZM18 182V183H17ZM28 182H29V184H28ZM253 182V183H252ZM256 182H258V183H256ZM72 183V182H71ZM70 183V184H71ZM33 184V183H32ZM90 184V185H89ZM5 185V186H4ZM71 185H73V183L71 184ZM7 186V187H6ZM19 186V187H18ZM26 186H30V187H26ZM33 186H35V188H33ZM43 186V187H42ZM55 186V188H53ZM63 186V187H62ZM219 187H220V185H218ZM6 187V188H5ZM14 187V188H13ZM18 187V188H17ZM64 187H65V189H64ZM73 187V186H72ZM94 187V189L92 190V188ZM238 187H240V185L238 186ZM64 189L63 191L64 192H66L69 188L72 190V192H71V190L69 191V193L67 194V193H65V195L63 194L64 192L63 191H61L62 189ZM67 188V189H66ZM86 188V189H85ZM88 188L90 189V190H88ZM231 188H234L233 189V192L232 191H230V190H232ZM38 189V190H37ZM46 189H48V190H46ZM73 189H74V187H73ZM10 190V191H9ZM33 190V192L31 193V191ZM49 190L51 191V194H48L47 193V191L49 192ZM55 190H58V191H55ZM44 191V192H43ZM46 191V192H45ZM62 192V194H61V192ZM93 191V192H92ZM226 191V192H225ZM228 191V192H227ZM235 191V192H234ZM239 191V190H238ZM241 191H239V192H241ZM262 191V192H261ZM35 192V193H34ZM55 192V193H54ZM68 192V191H67ZM248 192V193H247ZM17 193V194H16ZM19 193V194H18ZM20 193L22 194V195H20ZM25 193V194H24ZM31 193V194H30ZM220 193L223 195V196H220ZM53 194H57L55 197L54 196H52ZM68 196H67V195ZM253 194V195H252ZM24 195V196H23ZM26 195H27V197H26ZM51 195V196H50ZM72 195H71V197H72ZM226 195V196H225ZM12 196H14V197H12ZM21 196V197H20ZM67 196V197H66ZM90 196V195H89ZM218 196H220V197H218ZM237 196V197H236ZM229 197V198H228ZM244 197V198H243ZM13 198V199H12ZM47 198V199H46ZM67 198V199H68ZM22 199V200H21ZM45 199V200H44ZM55 199H58V200H55ZM219 199H221V200H219ZM14 200V201H13ZM29 200V201H28ZM32 200V201H31ZM49 200H51L50 202H49ZM218 200V201H217ZM237 200H239V201H237ZM246 200H247V202H246ZM262 200V201H261ZM9 201V202H8ZM12 201H13V203H14V205H13V203H12ZM34 201H36V202H34ZM59 201V202H58ZM29 202V203H28ZM219 202V203H218ZM244 202V203H243ZM246 202V203H245ZM259 202H261V204L259 203ZM10 203V204H9ZM49 205H48V204ZM62 202H60V204H61ZM64 203V202H63ZM4 204V205H3ZM259 205V206H257V205ZM13 205V206H12ZM245 205V206H244ZM254 205H255V207H254ZM24 206L26 207V209L24 208ZM27 206H28V208H27ZM35 206H36V208H35ZM41 206V207H40ZM120 207L119 206V204L118 205H116L115 207H114V209L116 210H114V212H115V215L116 216H122L123 214H126V211H128L129 209H126V210H119V208L118 207ZM52 207V208H53ZM209 207V208H208ZM259 207V208H258ZM13 208V209H12ZM24 208V209H23ZM116 208H118V210L116 209ZM256 208H258L259 210H257ZM11 209V210H10ZM23 209V211H21ZM37 209V210H36ZM42 209V210H41ZM45 209V210H44ZM48 209V210H47ZM247 209V210H246ZM254 209V210H253ZM3 210V211H2ZM9 210V211H8ZM17 210H19V211H17ZM39 210V211H38ZM17 211V212H16ZM7 212V213H6ZM19 212V213H18ZM24 212V213H23ZM255 212V213H254ZM4 213V215H2ZM33 213V214H32ZM44 213H45V216H43L44 215ZM48 213V214H47ZM253 213V214H252ZM261 213V212H260ZM9 214V215H8ZM133 214H135V212H133V213H131V215H133ZM159 214V213H158ZM187 214V215H186ZM233 214V215H232ZM261 214V215H262ZM26 215V217H24ZM29 215V216H28ZM32 215V216H31ZM229 215V216H228ZM21 216V217H20ZM34 216V217H33ZM43 216V217H42ZM135 215H133V216H130L129 218H128V220L126 219V220H124V224H122L121 226L120 225H118L117 227H120L121 229H118L117 230V232H118V234H119V237H118V239H119V241L122 243V245H124L125 243H130V237H129V231H130V223H132L133 221H135V219H133V218H135L134 217ZM184 216V217H183ZM226 216H228V217H226ZM259 217V221H261V220H263L264 218L261 216L260 217V215L258 216ZM17 218V219H16ZM39 218V219H38ZM40 218H42L41 219V221H40ZM247 218H248V220H249V222H248V220H247ZM8 219H9V221H8ZM27 219H29L28 221H30V223L34 226V227H32V228H36L35 229V236H34V238H32L31 236H29V234L27 235L26 234V232H21L22 230H23V228L22 227H20L19 225H20V222H22L23 223V220H25V221H27ZM133 219V220H132ZM192 219V220H191ZM246 220L247 221V223L249 224V223H251V224H249V225H246L245 224V222L243 221V220ZM20 220V222L18 223L17 221H19ZM33 220V221H32ZM43 220V221H42ZM46 220V221H45ZM161 220V221H160ZM184 220V221H183ZM258 220V219H257ZM38 222V224L41 226H38V224H36L37 222ZM217 221V222H218ZM228 221V222H227ZM233 221V222H232ZM242 221H243V226H244V224H245V227L247 228V229H245L244 227H242V225L240 224V222L242 223ZM2 222V223H1ZM14 222V223H13ZM161 222V223H160ZM189 222V223H188ZM208 222V223H207ZM6 223V224H5ZM13 223V225H16V223H17V227H13L14 229H16V230H14V229H9L10 231H8L7 229H8V227H10V228H12V226H9V225H11ZM47 223V224H46ZM238 223L240 224V226L238 225ZM260 223H262L263 225H264V220H263V222H260ZM30 224V225H31ZM194 224V225H193ZM236 224V225H235ZM2 225H5L4 227L2 226ZM36 225V226H35ZM231 225H232V227H231ZM263 225H261L260 224V226H262V228L264 227ZM8 226V227H7ZM22 226V225H21ZM27 226H29V225H27ZM26 226V227H27ZM46 226V227H45ZM190 226V227H189ZM212 226H214V225H212ZM240 227V229L242 230L241 232H243L242 234H240L241 232H239L238 230H240V229H238L239 227ZM49 227V228H48ZM179 227V228H178ZM229 227V228H228ZM237 227V228H236ZM249 227V228H248ZM256 227V225L253 227V228H255ZM22 228V229H21ZM227 228V229H226ZM234 228V229H233ZM20 229V230H19ZM28 229H30V228H28ZM33 229V230H34ZM46 229V230H45ZM209 229V230H208ZM228 229H230V230H228ZM41 231V233H40V231ZM44 230V231H43ZM219 230L221 231V232H219ZM228 230V231H227ZM47 231H48V233H47ZM224 231V232H223ZM264 231V230H263ZM15 232V233H14ZM37 232V233H36ZM44 232H46V233H44ZM190 232V233H189ZM216 232V233H215ZM228 232V233H227ZM235 232V233H234ZM236 232H237V234H236ZM39 233V234H38ZM126 233V234H125ZM175 233H177V234H175ZM188 233V234H187ZM202 233H203V231H202ZM213 233V234H212ZM220 233H221V236L219 237V235H220ZM225 233V234H224ZM248 233V234H247ZM34 234V233H33ZM178 234H180V235H178ZM216 234V235H215ZM226 234H228V235H226ZM246 234V235H245ZM31 235H32V233H31ZM40 235H41V237L42 238H40ZM178 235V236H177ZM201 235H203V234H200V236ZM205 235H203V236H205ZM211 235V236H210ZM224 235V236H223ZM229 235H231V236H229ZM239 235V236H238ZM38 238H37V237ZM45 236H47V237H45ZM128 236V237H127ZM170 236V237H169ZM24 237H26L27 239H24L23 240V238ZM36 237V238H35ZM144 236L143 235H140V238L144 241V238H143ZM164 237H165V240H164ZM205 237V238H206ZM246 237V238H245ZM169 238V239H168ZM172 238V239H171ZM186 238V239H185ZM204 238V237H203ZM208 238H210V239H208ZM220 239V240H219ZM241 239V240H240ZM262 239V240H263ZM28 240V241H27ZM34 240V241H33ZM42 240V241H41ZM47 240V241H46ZM174 240V241H173ZM182 240L184 241V242H182ZM209 240H210V244L212 245V246H210V244H209V247H208V242H209ZM224 242V240H225V243H224V247H220V245H222L223 244V242ZM234 240V241H233ZM262 240H261V242H262ZM27 241V242H26ZM179 241V242H178ZM199 241V242H198ZM36 242V243H35ZM33 243V244H32ZM41 243V244H40ZM175 243V244H174ZM180 243H181V245H180ZM199 243V244H198ZM222 243V244H221ZM252 244V243H251ZM39 245V246H38ZM34 246V247H33ZM53 247V248H51L50 249V247ZM157 246V247H156ZM187 246V247H186ZM43 247V248H42ZM87 247V248H86ZM85 247V250L86 249H88L89 247H88V245ZM101 247V246H100ZM100 247H98L100 250H106L105 248H100ZM103 247V246H102ZM146 247V248H145ZM153 247H154V249H153ZM180 247V248H179ZM195 247V248H194ZM47 248H48V250H47ZM144 248V249H143ZM164 248V249H163ZM167 248V249H166ZM191 248V249H190ZM200 248H202V245L197 249L199 252H200ZM227 248V249H228ZM50 249V250H49ZM61 249V248H60ZM59 249V250H60ZM142 249H143V251H142ZM166 249V250H165ZM172 249V250H171ZM52 250V251H51ZM63 250V249H62ZM60 251V253L61 252H63V251ZM85 250L83 249V251L85 252ZM155 250V251H154ZM169 250L171 251V252H169ZM182 250V251H181ZM220 250V251H219ZM223 250V251H222ZM50 251V252H49ZM142 252V253H141ZM153 252V253H152ZM181 252V253H180ZM194 252V253H193ZM53 253V254H52ZM55 253V254H54ZM64 253V252H63ZM102 253V254H101ZM101 253H99L98 255L96 254V252H95V254L93 255L92 254V256L89 254V258L87 257L88 255H85V253H83L84 255L82 256V259H83V261H82V264H108V262H109V264H120V262H118V257H116V258H114L113 256H112V253H109V252H107V253H103V252H101ZM160 253V254H159ZM62 254V253H61ZM60 254V255H61ZM139 256H138V255ZM148 254V255H147ZM164 254H165V256H164ZM53 255V256H52ZM155 255V256H154ZM184 255H185V257L187 256V258H184ZM85 257H87L89 260H90V257L92 258V260L94 261V263H92L93 261L91 260L90 262L88 261V259L86 258V260L84 259ZM112 257V258H111ZM139 259H138V258ZM162 257H163V259H162ZM170 257V258H169ZM183 257V258H182ZM195 257H196V255H195ZM194 257V258H195ZM58 258V259H57ZM106 258V259H105ZM189 258V259H188ZM63 259H65L64 261H63ZM81 259V260H82ZM137 259V260H136ZM143 261V262H141V261ZM166 260V261H165ZM176 260V261H175ZM192 261H194L193 260V258L191 259ZM47 261H49V262H47ZM139 261H140V263H139ZM146 261V262H145ZM171 261V262H170ZM64 262V263H63ZM107 262V263H106ZM117 262V263H116ZM137 262V263H136ZM256 262V261H255ZM66 263H68V262H66Z\"/></svg>","mask_w":264,"mask_h":264}]
</instances>
